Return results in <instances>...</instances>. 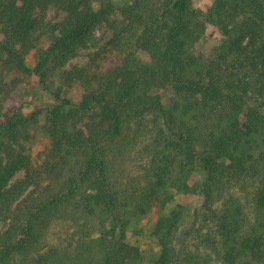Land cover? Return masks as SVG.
Masks as SVG:
<instances>
[{
    "label": "trees",
    "instance_id": "trees-1",
    "mask_svg": "<svg viewBox=\"0 0 264 264\" xmlns=\"http://www.w3.org/2000/svg\"><path fill=\"white\" fill-rule=\"evenodd\" d=\"M9 75L53 96L38 161ZM179 194L202 204L152 223L157 250L129 242ZM135 262L264 264V0H0V264Z\"/></svg>",
    "mask_w": 264,
    "mask_h": 264
},
{
    "label": "rangeland",
    "instance_id": "rangeland-1",
    "mask_svg": "<svg viewBox=\"0 0 264 264\" xmlns=\"http://www.w3.org/2000/svg\"><path fill=\"white\" fill-rule=\"evenodd\" d=\"M213 0H194L196 7H199L206 11L212 4ZM116 5L120 6L126 2V0H115ZM53 15V11L50 12ZM103 33V28H99L98 34ZM222 34L215 27L209 25L206 36L202 40V46L211 45L217 43L221 39ZM48 44V39H45L43 45ZM87 51H83L78 57L69 61L67 67L71 68L75 64H84L87 60ZM139 60L148 61V56L145 53H139ZM28 62L30 65L35 64L33 55L29 56ZM8 79L13 83L12 91L7 95L5 99L6 109L21 108L25 113L32 111H38L40 115V123L32 127V137L27 141L29 151L35 161H38L44 151L50 146V137L44 132L42 128V122L45 120V115L48 107L53 102L52 94L47 91L40 82L37 75H33L30 79L16 81L14 75H9ZM14 79V80H13ZM41 111V113L39 112ZM203 177V173H196V177ZM23 176V173H19L17 177ZM176 203H185L195 211L202 204V197L198 194H179L175 197V200L165 208H154L149 211L148 214L133 217L128 226V240L132 244L138 245L144 253L154 249L157 250L158 246L152 236V223L161 215L169 212ZM193 218H191L192 220ZM190 220V221H191ZM187 222L186 224H188ZM186 229V227L184 228ZM72 227L69 225L58 224L55 225L49 232V241L55 243L62 240V236L66 237L68 231H72ZM133 264H139L135 262Z\"/></svg>",
    "mask_w": 264,
    "mask_h": 264
}]
</instances>
